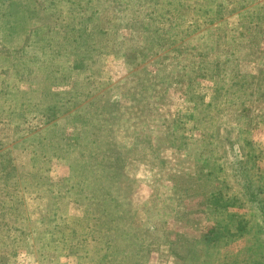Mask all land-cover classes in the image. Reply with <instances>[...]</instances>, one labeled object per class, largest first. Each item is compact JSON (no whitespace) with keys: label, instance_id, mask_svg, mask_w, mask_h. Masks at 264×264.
<instances>
[{"label":"rangeland","instance_id":"374dc122","mask_svg":"<svg viewBox=\"0 0 264 264\" xmlns=\"http://www.w3.org/2000/svg\"><path fill=\"white\" fill-rule=\"evenodd\" d=\"M5 2L0 264H199L219 235L206 264L257 259L264 221L219 189L242 152L264 190V0Z\"/></svg>","mask_w":264,"mask_h":264},{"label":"trees","instance_id":"16d2710c","mask_svg":"<svg viewBox=\"0 0 264 264\" xmlns=\"http://www.w3.org/2000/svg\"><path fill=\"white\" fill-rule=\"evenodd\" d=\"M1 3H3L5 5V7H3V9L4 8L8 9L9 4H6L5 0H0V4ZM10 15H11V13H10ZM1 16H4V15H1ZM4 29L6 30V32L11 33L12 30H10V29H13L12 23L5 26ZM8 61H9L8 66H10V67L13 66L12 68H9V69H14L16 72L19 71L22 76H26V75L31 74V72L27 73L28 69L25 70V68H23V67H19V68L15 67V64L13 63V59H10ZM20 69H22V71H20ZM24 71H25V74H24ZM243 82H245L248 87L252 88V83L249 82L247 79L243 80ZM241 85H243V83ZM4 88H5V85H4ZM229 132H230V128L224 127L223 125H221V126L217 125V130H215V135L219 139L220 147H222V151L225 153L230 152L229 147H226V145H225V141L229 142L227 139L229 137V135H228ZM71 138H73V139L66 144L68 146L72 147L71 144H73V142H74V135H72ZM249 140H252V139H249ZM249 140H247V141L245 140V143L248 144ZM222 143H223V146H222ZM232 143L236 144V141H233ZM66 144H64V147L66 146ZM232 154H233V157H231V155H230L232 163H230L229 167L232 170V175L235 176V181L237 183L241 181L242 184H244V188H242L241 194L238 191H228L229 192L228 193L227 192L228 185H226L225 191H223L222 189H219V192L224 197V199H223L224 205H229V204L241 205V204H244L242 197L245 200H251V202H253V204H254V207L256 208V211L258 212V214L260 216V224H263L261 221H264V193H263L264 190H259L258 184H259L260 180H258L254 177V176H259L257 178L260 179V178H262V174L257 175V174H259V172H251L249 170V169L253 168L252 163H250V159H252L251 154L247 155V153L243 154L242 152H241L240 156L237 153H232ZM248 163H250V164H248ZM70 168H71L70 170L72 171V173H74L73 172L74 169H73L72 165ZM224 194H226V195L224 196ZM92 223H93V225L87 231V233L90 234L91 236H93L94 234L96 235L97 234V228H100V226H98V218H95ZM52 227L56 228V227H58V225L56 223H53ZM220 237H221V235H219L217 237H213L212 239H210V242L206 243L207 249H206L205 253L202 250L201 255L203 257L200 256L199 264H203V263L206 264V263L210 262L209 260L205 259L206 254L217 250V248L220 246V243H219V241L221 240ZM134 239H138L136 237V235H133V241H134ZM257 242H259L257 244L258 248L263 247L264 236L261 239H258ZM262 249L263 250H259L260 255H258L257 259L247 258L246 260H244L242 262V264H264V248H262ZM137 251H138V249H137ZM137 251L135 249L133 250L134 256L136 255ZM253 253H255V252H253ZM110 256L108 257V259H104L105 255H102L101 258H102V260L104 259L105 262H107L106 260H108V263H110V264H122L123 262H126V260H128L127 256H126V259H124L122 255L118 254L115 251L112 252L110 254ZM216 258L217 257H215V259Z\"/></svg>","mask_w":264,"mask_h":264}]
</instances>
